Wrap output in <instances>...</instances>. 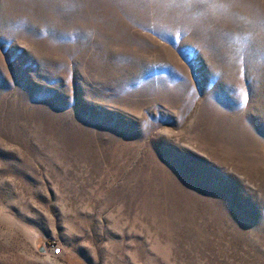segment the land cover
<instances>
[{"label": "rangeland", "instance_id": "1", "mask_svg": "<svg viewBox=\"0 0 264 264\" xmlns=\"http://www.w3.org/2000/svg\"><path fill=\"white\" fill-rule=\"evenodd\" d=\"M0 264H264V0H0Z\"/></svg>", "mask_w": 264, "mask_h": 264}, {"label": "built area", "instance_id": "2", "mask_svg": "<svg viewBox=\"0 0 264 264\" xmlns=\"http://www.w3.org/2000/svg\"><path fill=\"white\" fill-rule=\"evenodd\" d=\"M62 250L57 246V245H52V248H51V255L54 256V257H59L62 255Z\"/></svg>", "mask_w": 264, "mask_h": 264}]
</instances>
